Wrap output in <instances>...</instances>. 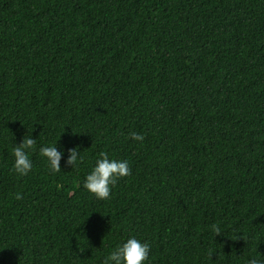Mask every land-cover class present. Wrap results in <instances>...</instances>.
Here are the masks:
<instances>
[{"label":"trees","instance_id":"trees-1","mask_svg":"<svg viewBox=\"0 0 264 264\" xmlns=\"http://www.w3.org/2000/svg\"><path fill=\"white\" fill-rule=\"evenodd\" d=\"M102 151L131 171L107 200L83 187ZM132 237L144 264L264 259V0H0V264H103Z\"/></svg>","mask_w":264,"mask_h":264},{"label":"clouds","instance_id":"clouds-1","mask_svg":"<svg viewBox=\"0 0 264 264\" xmlns=\"http://www.w3.org/2000/svg\"><path fill=\"white\" fill-rule=\"evenodd\" d=\"M130 138L135 141H143L144 136L136 132L130 133ZM37 140L23 137L22 143L14 147L13 170L19 176H27L32 169V161L29 157V152H34L36 149ZM41 156L47 158L50 173L55 174L61 171L60 161L62 153L54 146L41 147L39 149ZM83 161L77 147L68 149V158L65 161L71 168L76 167L78 163ZM131 175V171L126 160L117 161L110 159L107 152H100L99 159L90 174H88L83 183V187L92 193L96 199L107 200L110 198L111 186L117 183V180ZM16 200L23 199L18 192L14 197ZM212 231L214 236L222 234L220 227L213 224ZM238 237H236L237 239ZM240 239H244L242 236ZM235 240V239H234ZM150 245L147 242H141L135 237L129 238L122 245H118L107 257L104 258L103 264H144L148 259ZM215 250L209 249L208 256L211 259ZM264 256V255H262ZM247 264H264V259L256 257L250 258Z\"/></svg>","mask_w":264,"mask_h":264}]
</instances>
